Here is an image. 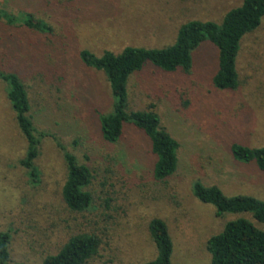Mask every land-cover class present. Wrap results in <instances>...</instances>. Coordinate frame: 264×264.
Listing matches in <instances>:
<instances>
[{
  "label": "rangeland",
  "instance_id": "rangeland-1",
  "mask_svg": "<svg viewBox=\"0 0 264 264\" xmlns=\"http://www.w3.org/2000/svg\"><path fill=\"white\" fill-rule=\"evenodd\" d=\"M242 0H0V72L23 84L38 146L33 172L22 166L27 142L0 78V234L8 235L7 264H41L69 238L93 235L95 257L86 264H147L157 257L149 233L162 221L171 264H210L207 241L230 222L264 230L249 212L216 215L193 194L196 183L223 196L264 202V172L239 161L232 147H264V17L239 40L236 87L218 89V50L208 40L191 52V65L166 72L150 62L130 74L124 113L152 111L173 138L176 170L154 178L150 140L124 123L115 143L102 139L100 120L113 112L105 74L86 66L83 51L100 57L127 47L175 45L189 23L219 25ZM27 22L31 23L28 25ZM91 173L83 190L91 205L75 212L62 200L66 155Z\"/></svg>",
  "mask_w": 264,
  "mask_h": 264
},
{
  "label": "trees",
  "instance_id": "trees-1",
  "mask_svg": "<svg viewBox=\"0 0 264 264\" xmlns=\"http://www.w3.org/2000/svg\"><path fill=\"white\" fill-rule=\"evenodd\" d=\"M2 12L0 19L6 18L4 23L14 26L13 17ZM263 17L264 0H242L241 5L229 11L219 25L192 22L182 26L175 45L170 48L145 50L127 47L117 55L106 51L100 57L81 52V60L86 66L105 74L116 99L112 114L100 120L102 139L115 143L121 135L123 124H132L150 140L151 152L156 157L154 178L163 180L171 176L176 170L179 144L159 127L152 111L124 113L127 78L147 62L166 72H174L178 68L186 72L191 65V52L208 40L218 50V69L213 84L218 89L233 90L237 80L235 63L239 40L258 28ZM27 24L31 25L29 22ZM0 78L7 84V99L28 145L22 166L30 170L33 176L35 172L32 166L38 156V146L27 116L29 103L25 87L13 73L0 72ZM231 150L235 159L245 163L255 161L258 170L264 172V147L247 149L233 146ZM65 159L67 176L61 191L62 200L68 209L84 212L92 200L91 195L83 190L90 184L91 173L70 155L67 154ZM193 194L201 203L213 206L217 216L249 212L257 222L264 224V202L243 196L227 198L216 187H204L199 183L194 184ZM148 229L157 257L147 264H171L172 243L165 224L152 220ZM8 239L7 234H0V264H7L10 259ZM99 244L98 238L93 235L73 236L55 255L43 259L41 264H86L97 255ZM206 249L211 257L210 264H264V230L245 220L230 222L220 234L207 241Z\"/></svg>",
  "mask_w": 264,
  "mask_h": 264
}]
</instances>
